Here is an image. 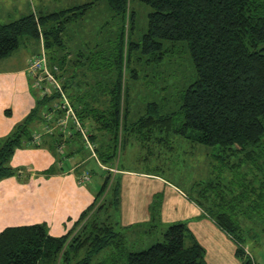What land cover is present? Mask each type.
<instances>
[{
  "label": "trees",
  "instance_id": "1",
  "mask_svg": "<svg viewBox=\"0 0 264 264\" xmlns=\"http://www.w3.org/2000/svg\"><path fill=\"white\" fill-rule=\"evenodd\" d=\"M102 1L114 14L122 16L128 30L127 42L125 29L119 42L120 64L112 84L99 80L89 83L86 73L77 72L70 62L86 66L84 61L90 58L73 59L71 51L65 50L62 37L68 24ZM131 1L92 0L44 14L30 12L0 23V59L35 38L41 51L43 46L47 52L50 50L55 61L48 59L49 66L58 67L54 73L62 81L76 116L88 129L89 139L96 144L98 161L108 172L106 184L113 176V168L122 170L119 158L127 147L139 146L149 162L152 156L176 153L186 142L215 147L213 155L223 167L216 176L195 181L191 186L192 198L236 240V255L241 264H255L241 242L252 229L247 223L264 216V150H255L264 141V0H140L152 8L140 43L129 40L136 22ZM167 41H172L171 45ZM180 41H186L189 47L195 80L183 89L175 87L162 102L148 101L140 116L127 122L129 100L123 65L133 61L130 53L141 49L153 70L162 68L157 70L158 76L169 77L170 81L180 77L167 67L174 63L171 56L176 54L174 46ZM60 49L65 51L61 56ZM130 73L140 77L134 67ZM36 90V109L0 138V181L22 176L24 168L12 165L18 149L53 151L56 165L38 172L47 177L70 168L64 161L73 154L89 152L92 157L82 131L73 121L65 130L57 127L52 133L43 134L40 141L33 140L35 132L57 123L65 114L56 107L61 98L59 92L42 95ZM98 195L75 226L62 236L51 235L45 222L3 228L0 264H55L58 258L60 264H207L204 246L197 241L186 243L187 224L173 222L159 228L157 212L150 223L137 226L148 227V231L159 229L162 239L158 237L157 242L142 250H133L119 223L112 224L108 216L93 218L108 205L97 203ZM111 204L117 207V192ZM102 253L105 255L100 256Z\"/></svg>",
  "mask_w": 264,
  "mask_h": 264
},
{
  "label": "rangeland",
  "instance_id": "2",
  "mask_svg": "<svg viewBox=\"0 0 264 264\" xmlns=\"http://www.w3.org/2000/svg\"><path fill=\"white\" fill-rule=\"evenodd\" d=\"M90 1L92 0H0V23H8L30 12L38 11L44 14L82 5ZM131 9L136 14V22L134 29L129 33V40L140 43L142 34L147 30L148 14L152 11V8L140 0H132ZM125 26L126 22L122 16L114 14L107 2L102 1L95 5L94 8L89 9L88 13L83 17L68 24L67 28L63 31L62 37L65 43V50L71 51L73 59H81L82 56H88L90 58V61L89 59L84 61L86 62V66H78V63L75 61L70 62V64H73V67L76 68L77 72L86 73L85 78L89 83L99 80L104 84H112L116 81L118 75L117 67L120 64V62L117 61L120 57L119 42L124 29L126 30L125 43L128 40V30ZM32 40L30 44L26 41L22 43L8 56V60L3 64L15 65V67L25 62L28 64L32 54L41 51L39 40L36 38ZM171 42L167 41L166 43L167 45H171ZM126 51L127 50L124 48V57L126 56ZM174 51L176 54H172L173 56H171L174 63L172 65L167 64V67L172 70L173 74L178 73L180 77L173 78L170 81L169 77L158 76L162 68L153 70L152 64L144 60L147 56L141 52V49H137L130 53L133 61H126L125 65H123V78H126L127 98L129 100L127 122L135 121L145 110L148 101L157 100L162 102L164 101L163 97L168 96L175 87L183 89L195 80V70L187 42L180 41L177 43L174 46ZM64 52L65 51L60 49L59 56ZM47 55L49 60L55 61V59L51 58L50 50L47 52ZM139 57L142 59L139 60ZM56 62L59 63V60ZM131 67L137 69L140 75L139 78L131 76ZM145 73L147 74L146 76ZM163 85H167V87L163 89ZM172 98L175 99V96H172ZM173 105L176 109V104L174 103ZM36 107L35 104L32 109H36ZM32 109L18 120L17 123L24 122ZM30 124L31 123H29L28 126H30ZM5 136L7 135L0 136V138ZM255 150L260 152L263 151L264 141L262 144L255 147ZM215 151H217L215 147L213 148L200 143L193 145L190 142H186L182 147H178L176 153H169V155L162 154L160 158L152 156L151 162H149L144 159L145 157L139 146H133L125 148L119 159L122 169L129 168L134 171L147 172L149 170L157 172L166 178L165 180H169L184 190L190 191V187L195 181L212 178L216 176L219 169L223 167L221 163L217 164V159L213 155ZM177 153H180V156ZM84 155L85 157H91L89 152L84 153ZM92 159L91 162L95 160L98 161L93 155ZM157 166H159V168L153 170V168ZM105 168L106 167L99 161L97 163L94 162L92 165L90 164V178L94 180V182H97V189L99 190L100 187L102 189L104 185H106L105 190L103 191L102 189L98 195L99 198L97 203L103 202L108 204L103 207L102 210L95 213L93 218L100 217L105 219L106 216H108V220L112 224L119 223L120 229L124 230L128 239V244L132 246L133 250H142V248L157 242L158 237L161 238L159 229L146 231L145 229L148 227L137 226L146 223L143 221V218L127 221V225H124L122 213L124 200L126 198L124 187L125 176L117 174L119 169L113 168V170H111L113 176L109 179L108 184H106L105 180L108 172L105 171ZM114 174H116V176ZM116 192L118 193L117 207L115 204H111ZM127 192L129 193V191ZM157 196L159 200H163L164 198L162 194H157ZM95 201L96 197L94 202ZM29 209L31 208L26 210ZM73 226H75V223ZM247 226L252 229L246 233L241 243L247 247L255 264H264V216L263 218L260 217L259 219L255 218L251 220L247 223ZM216 227L226 236H229L222 228H219L217 225ZM252 231L255 234H252ZM230 238L229 240L232 244L231 250L229 249L230 246H226V243L216 236V249L212 247L213 253H207V264H237V261L234 259V257L236 258L237 256H235L237 242L231 235ZM186 243L188 244L187 239ZM104 255L105 253L100 254V256ZM246 256L247 255H245V258ZM237 257L236 259L241 262V258L239 256ZM59 259L60 258L56 259L53 263L60 264Z\"/></svg>",
  "mask_w": 264,
  "mask_h": 264
},
{
  "label": "crops",
  "instance_id": "3",
  "mask_svg": "<svg viewBox=\"0 0 264 264\" xmlns=\"http://www.w3.org/2000/svg\"><path fill=\"white\" fill-rule=\"evenodd\" d=\"M6 60L8 57L0 59V136L9 134L38 98L34 79L27 72V63L15 67L3 64ZM58 121L51 127L56 129ZM91 160L92 157H85L83 153L73 154L64 161L70 168L47 177L38 172L56 165L53 151L49 148L18 149L12 165L24 168L22 176H10L0 181V231L7 226L41 222L47 223L53 236L70 231L101 191L91 178L86 183L81 181L80 175L90 170V164L97 163L95 159ZM147 172L124 168L117 173L125 176L124 225L139 218L150 223L156 218L153 213L157 212L161 221L159 228L173 222L186 223L188 244L199 242L206 249V255L213 253L216 236L231 250L230 235L227 233L229 236H226L216 227L214 219L192 198V190H184L157 172ZM157 194H162L163 200H159ZM28 208L31 209L26 210ZM236 258L237 264H241Z\"/></svg>",
  "mask_w": 264,
  "mask_h": 264
},
{
  "label": "built area",
  "instance_id": "4",
  "mask_svg": "<svg viewBox=\"0 0 264 264\" xmlns=\"http://www.w3.org/2000/svg\"><path fill=\"white\" fill-rule=\"evenodd\" d=\"M54 71H58V67L53 66V68H50L47 51L44 49V46L42 47L41 53L31 58L27 64V72L33 77L34 85L42 95H51L57 92L61 94V98L56 107L63 110L65 114L59 118L58 127L65 130L70 121L75 122L85 137L86 148L91 151L93 157L98 159L96 154V144L89 139L88 129L82 125L81 121L76 116L74 107L72 106L71 101L62 85V81L57 78ZM53 129L54 128L50 125L43 126L42 130L34 133L33 140L40 141L43 134L51 133ZM89 180L90 174L88 172L83 173L81 181L86 183Z\"/></svg>",
  "mask_w": 264,
  "mask_h": 264
}]
</instances>
